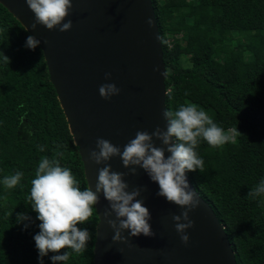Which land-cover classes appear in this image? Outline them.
Here are the masks:
<instances>
[{
    "label": "trees",
    "instance_id": "obj_1",
    "mask_svg": "<svg viewBox=\"0 0 264 264\" xmlns=\"http://www.w3.org/2000/svg\"><path fill=\"white\" fill-rule=\"evenodd\" d=\"M152 4L166 69V110L195 104L225 131L240 133L218 148L201 139L196 152L204 170L187 175L224 226L237 264H264V194L247 195L264 181V0ZM28 36L0 4V264H41L34 240L41 222L28 197L42 158L55 157L81 190L87 187L42 50L26 47ZM17 171L23 173L20 184L5 188L4 177ZM20 213L30 219L18 222ZM97 220L93 206L89 220L77 225L91 234L86 249L61 264H93ZM64 251L71 250L49 252L42 264H53L51 256Z\"/></svg>",
    "mask_w": 264,
    "mask_h": 264
},
{
    "label": "water",
    "instance_id": "obj_2",
    "mask_svg": "<svg viewBox=\"0 0 264 264\" xmlns=\"http://www.w3.org/2000/svg\"><path fill=\"white\" fill-rule=\"evenodd\" d=\"M0 4L41 41L49 79L78 148L87 187L95 191L98 170L105 166L89 160V152L98 150V138L123 151L137 131L167 129L166 69L152 0H72L64 21L71 20L72 28L66 32L39 24L33 30L35 15L26 0H0ZM105 73H111V78L106 80ZM106 83H114L120 94L103 99L99 87ZM154 143L163 147L155 138ZM108 163L112 171L126 174L128 191L141 188L138 199L151 214L155 235L131 237L130 230H125L122 235L127 242H114V230L104 219L109 204L101 193L94 206L98 220L93 264H237L224 226L187 172L200 205L190 213L195 225L187 230L190 239L185 245L172 220L184 209L158 196L159 185L142 168L131 175L119 156ZM110 218L115 219V214Z\"/></svg>",
    "mask_w": 264,
    "mask_h": 264
},
{
    "label": "clouds",
    "instance_id": "obj_3",
    "mask_svg": "<svg viewBox=\"0 0 264 264\" xmlns=\"http://www.w3.org/2000/svg\"><path fill=\"white\" fill-rule=\"evenodd\" d=\"M29 9L35 15V22L43 25L48 30L58 29L60 32L69 31L72 21L65 18L69 16L72 0H26ZM148 23L151 25L152 21ZM41 43L29 35L26 47L35 49ZM5 60L9 58L4 56ZM111 73H105V79H110ZM120 89L114 83H106L99 87L100 96L108 100L120 94ZM167 129L157 127L153 132L137 131L135 138L124 145L123 151L109 140L98 138L96 148L89 152V160L99 168L95 191L90 186L81 190L79 181L72 172L60 165V161L53 157L41 159L35 171V178L31 180V189L28 200L31 208L37 213L39 233L34 236L35 245L42 259L49 252L63 254L51 256L53 264L67 262L74 252H84L91 239V234L81 225L89 220L93 214V206L97 205L100 195L103 194L109 204L105 210L104 219L114 230V242H127L122 233L130 230V236H154L149 221L151 214L144 202L138 197L141 188L128 191L129 185L125 182V173L112 171L108 163L113 157L119 156L125 168H130V174H137V167L142 168L150 179L159 185L157 195L166 198L169 203L180 206L184 211L173 215L175 230L180 234L181 242L189 243L187 230L193 228L195 221L190 218V213L199 207L200 200L197 193L191 190L186 172L197 169L202 173L204 161L199 158L196 148L203 139L213 148L222 147L227 143H234L240 134L237 128L225 131L219 127L206 111L195 104L181 105L176 111H165ZM159 140L163 147L154 143ZM40 151H44L40 147ZM170 153L166 156L165 153ZM23 173L17 171L14 175L5 176L3 185L7 189L17 187ZM264 194V181L248 192L249 197ZM115 214V219L110 217ZM24 213L17 215V220H29ZM27 227V225H26Z\"/></svg>",
    "mask_w": 264,
    "mask_h": 264
},
{
    "label": "rangeland",
    "instance_id": "obj_4",
    "mask_svg": "<svg viewBox=\"0 0 264 264\" xmlns=\"http://www.w3.org/2000/svg\"><path fill=\"white\" fill-rule=\"evenodd\" d=\"M181 57L184 58V55H182ZM182 62H183V63H188L187 61H184V60H183Z\"/></svg>",
    "mask_w": 264,
    "mask_h": 264
},
{
    "label": "built area",
    "instance_id": "obj_5",
    "mask_svg": "<svg viewBox=\"0 0 264 264\" xmlns=\"http://www.w3.org/2000/svg\"><path fill=\"white\" fill-rule=\"evenodd\" d=\"M167 42H168V46L170 47V46H171V44H169V40H167Z\"/></svg>",
    "mask_w": 264,
    "mask_h": 264
}]
</instances>
